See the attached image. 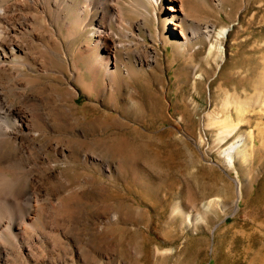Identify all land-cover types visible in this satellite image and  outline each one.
Returning a JSON list of instances; mask_svg holds the SVG:
<instances>
[{
	"label": "rangeland",
	"instance_id": "rangeland-1",
	"mask_svg": "<svg viewBox=\"0 0 264 264\" xmlns=\"http://www.w3.org/2000/svg\"><path fill=\"white\" fill-rule=\"evenodd\" d=\"M164 1L160 18L148 15L138 31L151 50L156 46L159 64L140 65L122 49L127 66L119 65L131 73L115 74L130 85L106 94L92 87L97 81L102 88L106 68L97 77L82 52L97 40L95 27L78 28L72 9L60 18L56 4L53 25L33 12L31 26L62 39L63 55L50 51L47 37L35 41L38 63L24 67L23 83L47 97L48 84L61 95L75 87L73 115L92 124L87 135L37 125L39 139L73 137L93 156L61 160L72 182L56 195L42 189L41 202L50 206L70 200L74 188L95 189L77 200L87 219L75 232L77 257L69 264H264V0H173L178 26L168 23L162 43L159 27L172 13L170 0L159 5ZM185 36L189 47L180 46ZM240 142L231 162L228 149ZM86 175L89 182L77 181Z\"/></svg>",
	"mask_w": 264,
	"mask_h": 264
},
{
	"label": "bare ground",
	"instance_id": "bare-ground-1",
	"mask_svg": "<svg viewBox=\"0 0 264 264\" xmlns=\"http://www.w3.org/2000/svg\"><path fill=\"white\" fill-rule=\"evenodd\" d=\"M129 1L124 3L122 0H85L84 5L76 7L75 2L70 0H0V193L5 192V197H8H2L8 200L0 198V216L3 219L0 222V264H69L70 261H75V232L79 224L87 219L77 200L95 191L93 187L74 188L67 194L70 196L68 201L60 199L50 206L41 202L42 189H48L56 195L60 194L62 189H68L72 182L66 171L58 167L61 160L69 161L77 155L84 162H91L93 156L82 150L83 141L73 137L61 136L51 139L48 138L50 135H45L44 140L39 139L37 125L46 126L51 132H66L72 127L80 128L87 135L88 130L92 129V124L81 122L73 115V104L78 97L75 87H68L66 93L61 95L54 93L53 86L48 84L44 89L49 95L47 97L40 90L30 89L23 83L21 76L26 73L24 67L32 69L31 66L38 63L32 51L35 41H42L47 37L51 45L50 51L61 58L63 55L59 50L63 45L62 39L55 40V36H45L39 27H32V14H42L50 25H53L50 21L53 14L50 6L56 4L60 18H66L67 11L72 9L79 20L78 28L83 30L93 25L98 38L95 42L85 45L82 52L87 57L90 55L89 62L97 77L103 67L106 68V74L101 89H96L97 81L93 82L92 87L95 92L116 93L120 85H130L126 79H122L123 77L116 78L117 69H120L122 74L131 73L130 69H122L119 65V62H122L121 66H127L119 55L122 49H126V53H135L136 61L140 65L153 68L159 64L156 46L151 50L146 37L138 31L142 30L140 25L145 22L144 18H149L148 15L160 18L166 2L164 1L162 6L159 5V0ZM173 3V0H170L168 6L172 11L171 15L166 16L159 27L158 37L162 43V33L167 31L168 23L178 26L173 21L176 16ZM152 6L155 9L154 14L151 11ZM131 12L141 15L143 19H133ZM176 26L174 29H177ZM67 28L72 35L73 27L67 24ZM148 30L150 35L154 34ZM167 36L169 39L173 37ZM121 38L130 40L121 41ZM185 40H179L180 46L189 47L187 36ZM131 46L134 49L129 51ZM111 60L114 63L112 67ZM68 101L72 103L68 104ZM28 117L34 121L30 122ZM230 118L232 115L227 116V119ZM215 120L221 121L220 116ZM241 145L242 142L235 143L228 149L231 162ZM96 164L101 169L103 160H98ZM91 178L86 175L77 181L89 182ZM21 199H25L24 202ZM21 204H24L21 211L14 208ZM177 209H180V205ZM117 215V212L113 213V217ZM99 232H103L101 228Z\"/></svg>",
	"mask_w": 264,
	"mask_h": 264
}]
</instances>
